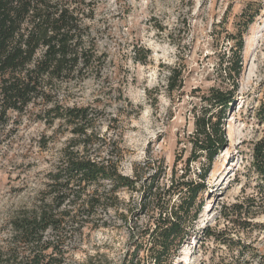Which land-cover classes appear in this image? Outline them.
<instances>
[{
	"label": "rangeland",
	"instance_id": "1",
	"mask_svg": "<svg viewBox=\"0 0 264 264\" xmlns=\"http://www.w3.org/2000/svg\"><path fill=\"white\" fill-rule=\"evenodd\" d=\"M91 5L87 38L105 64L99 74L60 84L57 98L64 106L90 107L97 118L94 156L111 158L113 165L120 158L119 173L133 183L115 190L104 182L54 209L62 223L44 234L46 261L145 264L149 239H142L143 231L153 216L184 197L175 193L178 184L192 181L205 186L196 202L204 207L186 222L188 236L168 264H264V198L249 170L253 146L264 139L254 115L263 98L264 0ZM246 10L255 19L244 35L243 72L226 116L227 144L211 167L204 158L188 168L195 111L204 107L203 94L228 87L221 70L230 48L227 34L245 32L239 23ZM172 74L175 90L169 88ZM50 107L37 100L23 113L10 112L0 125V252H24L19 243L11 244L12 222L49 200V174L73 138L68 126L46 123ZM182 154L183 162L176 163ZM151 186L153 195L147 193ZM251 199L254 204L246 203L242 212L235 207ZM208 229L219 238L207 237Z\"/></svg>",
	"mask_w": 264,
	"mask_h": 264
},
{
	"label": "trees",
	"instance_id": "2",
	"mask_svg": "<svg viewBox=\"0 0 264 264\" xmlns=\"http://www.w3.org/2000/svg\"><path fill=\"white\" fill-rule=\"evenodd\" d=\"M92 2L0 0V125L7 123L10 112L23 113L34 102L41 100L51 105L45 111L46 123L66 125L73 136L64 149L62 163L49 174L48 202L12 222L15 236L11 244L19 243L24 252L13 255V251L6 248L0 252V264H50L44 253L49 246H44L43 237L48 230L57 231L62 223L54 209L104 182L111 183L115 190L131 187L133 183L119 173L117 163L120 158L113 165L111 158L103 160L94 156L97 118H94L90 107L64 106L57 98L60 84L84 80L95 72L99 74L105 64V58L87 38L85 18L92 13ZM249 15L248 10L244 11L239 23L243 24L245 32H241L240 36L227 34L230 48L224 52L221 70L228 87L224 90L211 89L208 94H203L201 102L204 107L200 112L195 111V129L189 136L191 153L185 161L188 168L204 158L211 167L227 144L226 116L235 102V90L243 72L244 35L246 27L255 19ZM175 80L172 74L169 78L171 90L177 88ZM262 93L263 98L254 115L257 125L264 127V86ZM181 162L183 154L176 157V163ZM249 170L256 176L258 195L264 198L263 138L253 146ZM206 174L205 170L204 176ZM152 187L147 191L150 195H153ZM204 191L205 186L201 183L182 181L178 184L175 193L185 194L184 197L171 210L163 208L153 216L150 227L143 231L142 239L146 242L149 239V255L145 264H168L173 252L184 244L188 236L186 222L190 218L195 220L203 210V202L199 205L196 202ZM250 201L254 199L235 207L242 212ZM65 215L70 217L69 213ZM206 235L215 239L220 236L210 229Z\"/></svg>",
	"mask_w": 264,
	"mask_h": 264
}]
</instances>
